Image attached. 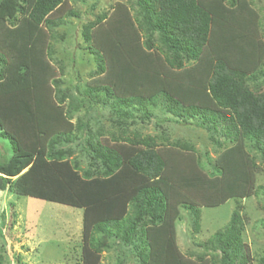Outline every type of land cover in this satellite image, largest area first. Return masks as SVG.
<instances>
[{"label": "trees", "instance_id": "trees-1", "mask_svg": "<svg viewBox=\"0 0 264 264\" xmlns=\"http://www.w3.org/2000/svg\"><path fill=\"white\" fill-rule=\"evenodd\" d=\"M216 1L218 5L209 9L203 0H133L130 15L123 5H116L112 29L107 33L108 47H97L100 41L91 32L106 14L83 30L95 61L92 83L72 89L63 86L60 77L52 78L54 97L48 91L49 99L42 102L31 77L34 58L29 52L45 27L54 39V29L63 20L51 14L65 0H32L29 4L27 0H0V26L10 31L12 42L21 38L30 54L18 59L12 72L7 53L0 50V103L23 120V127L32 128L37 141L36 150H29L27 143L5 126L0 112V136L12 147L10 158L0 163V189L82 206L79 264H102L99 253L120 247L129 249L137 264H182L168 225L176 210L175 201L184 197L177 189L182 180L189 184L200 172L199 180L205 183L226 177L228 170L215 160L207 172L198 156L195 162L188 161V152L196 151L192 143L170 139L165 131L154 136L143 134L138 126L157 117L156 110L169 116L159 121L194 124L206 130L220 148L223 142H237L251 154L255 173L261 169L260 162L264 164V60L250 73L228 63L231 55H245L234 41L235 35L246 26L250 33L253 29L248 24L260 26L264 19L261 14L256 21L250 0ZM236 17L242 18L238 24L233 22ZM217 20L222 22L224 48L212 38V24ZM46 38L45 34L43 48L46 58H51L54 50ZM154 50L174 69L198 62L205 52L208 57L217 56L210 65L205 92L191 87L190 94L171 91L167 80L157 84L147 76L145 63ZM127 52L134 54L135 60L126 62L123 55ZM108 53L112 58L107 66ZM25 66L32 74L20 78L18 71ZM81 108L84 114L75 118ZM91 110L95 113L90 114ZM102 110L106 114L101 115ZM94 116L105 119L93 123ZM154 123L161 125L156 120ZM104 135L110 136L113 146L100 141ZM73 144L79 145V152ZM184 168L189 172L182 171ZM260 189L264 191V186H257L255 194ZM181 206L195 215V222L198 220L197 205L184 202ZM260 223L264 226V219ZM244 230L245 217L236 207L229 222L199 244L202 252L196 253L194 260L202 262L209 256V264H247ZM124 251L120 250L115 264H125L128 257ZM255 264H264V253Z\"/></svg>", "mask_w": 264, "mask_h": 264}, {"label": "rangeland", "instance_id": "rangeland-1", "mask_svg": "<svg viewBox=\"0 0 264 264\" xmlns=\"http://www.w3.org/2000/svg\"><path fill=\"white\" fill-rule=\"evenodd\" d=\"M31 1L27 0V3L29 4ZM250 1L257 13L256 21L261 14L264 19V0ZM203 2L209 9L218 5L216 0H203ZM131 3L133 0H65L64 4L51 14L52 18L63 20V23L54 29V39H50L49 30L45 27L33 43V48L30 49L29 53L34 58V75L31 68L26 66L18 71V75L20 78H25L28 73L32 74L30 76L34 77L37 85L36 93L42 102L49 99L48 91H51V96L54 97L52 78L60 77L63 80V86H69L72 89L75 86L92 83L95 61L87 48L88 44L83 39L84 27L95 21L97 17L106 14L107 18L94 26L91 32L93 31L100 41L97 47H108L107 33L112 29L111 23L115 6L123 5L127 14L130 15L128 12L132 14ZM70 11L72 14H69ZM241 19L236 17L233 22L238 24ZM229 21L231 22V19ZM221 24L220 20L212 24V38L214 41H218L216 44L219 48H224L226 44L221 43ZM248 27L250 30L253 29L250 31L252 34L249 33L246 26L240 31L241 33L239 32L240 34L235 35L234 39L239 44V49L244 50L245 55L240 57L239 53L238 56L231 55L228 59L229 66L237 67L246 73L254 71L264 60V23L259 26L255 22L252 27L248 24ZM9 32L5 26H0V50L7 53L4 54L7 55L9 65L12 67L11 71L14 72V68L18 65V59L21 60L28 51L21 38L18 39L19 41H16L17 38H15L12 42ZM45 34L47 43L49 42L54 50L51 58L48 56L46 58L45 48H43ZM152 52L144 67L147 76L158 81L157 84H160L162 79L167 80L171 91L189 94L191 88L195 92H202L204 83L209 76L210 65L217 58L215 55L213 58L208 57L205 52V56L203 55L198 62L182 69H174L166 64L156 50ZM131 54L127 52L126 55H123L126 56V62L135 60L134 54ZM110 58H112L111 54L105 58L107 66ZM110 69L111 66L108 69L109 73ZM105 73L103 76L106 75ZM50 76L52 77L49 79ZM178 86L181 87L179 90L176 89ZM189 87L191 88L189 89ZM152 89L156 88L152 87ZM31 92L27 95L28 98H30ZM203 92L205 91L203 90ZM55 104L57 105L56 102ZM2 107L3 103H0V112L3 113L5 126H10L12 132L27 143L26 147L29 150H36L37 141L32 128L30 126L23 127V120L19 121V118L8 113V110ZM84 112L85 109L81 108L74 114L75 118L82 116ZM223 112L228 114L227 110H223ZM94 113L93 110L90 111V114ZM102 113L106 114V110H102L101 115ZM156 115L159 118L154 116L149 123L138 126L143 134L154 136L165 131L170 139L192 143L196 151L188 152L190 157L188 161L195 162L199 157L205 167L204 171L207 172L212 169L211 164L215 160L220 165L222 163L223 168L230 173L228 174L227 171L226 177L217 178L219 181H214L215 178L213 181L205 183L204 180H199L201 172L197 170L200 173L196 174L199 176L193 182L190 181L188 184L182 180L183 183L177 192L179 191L178 194L184 195V197H179L175 201V213L173 218L168 221L171 228L169 236L172 235L178 258L181 259L182 264H209V256H206V260L202 262L194 260L196 253L202 252V247L199 244L216 230L224 227L229 222L232 211L238 207L240 214L245 217L243 236L248 257L247 264H255L257 257L264 253V226L260 223V220L264 219V191L260 189L255 194L257 186H264V164L260 162L261 169L255 173L251 166V154L237 142L234 144L223 142L220 148L210 140L206 130L196 127L194 124L182 125L172 120L159 121L169 117L161 110H156ZM103 117L95 118L94 116L93 123L104 120ZM75 118L71 122L74 123ZM155 120L161 124L159 127H156ZM64 127L66 126L63 125L62 128ZM100 141L105 145L113 146L108 135L101 136ZM73 146L79 152V145L73 144ZM158 148H162V146L159 145ZM11 155V143L8 139L0 136V163L8 160ZM41 157L39 155V159ZM82 166H85L84 162ZM182 171L186 173L189 172V169L184 168ZM184 202L192 203L200 208L196 222L195 215L181 206ZM83 212L82 206L76 207L56 199L17 193L10 188L0 189V264H79L83 243ZM120 250H125L124 254L128 257L125 264H137L132 252L121 247L99 253V263L115 264Z\"/></svg>", "mask_w": 264, "mask_h": 264}]
</instances>
